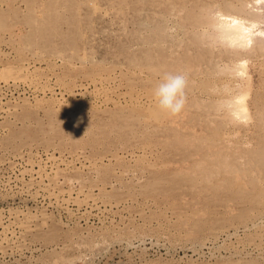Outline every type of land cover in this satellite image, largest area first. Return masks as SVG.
Wrapping results in <instances>:
<instances>
[{
  "label": "rangeland",
  "instance_id": "rangeland-1",
  "mask_svg": "<svg viewBox=\"0 0 264 264\" xmlns=\"http://www.w3.org/2000/svg\"><path fill=\"white\" fill-rule=\"evenodd\" d=\"M262 47L264 0H0V264H264Z\"/></svg>",
  "mask_w": 264,
  "mask_h": 264
},
{
  "label": "clouds",
  "instance_id": "clouds-1",
  "mask_svg": "<svg viewBox=\"0 0 264 264\" xmlns=\"http://www.w3.org/2000/svg\"><path fill=\"white\" fill-rule=\"evenodd\" d=\"M247 43L250 45L251 40L249 39ZM186 83V77L183 75L165 76L164 81L154 90V97L161 110L176 115L183 109L186 103L184 91Z\"/></svg>",
  "mask_w": 264,
  "mask_h": 264
},
{
  "label": "bare ground",
  "instance_id": "bare-ground-1",
  "mask_svg": "<svg viewBox=\"0 0 264 264\" xmlns=\"http://www.w3.org/2000/svg\"><path fill=\"white\" fill-rule=\"evenodd\" d=\"M227 3V2H226ZM224 4H225V2H224ZM245 4V3H244ZM232 8H234V7H232ZM226 9V8H225ZM210 13H211V11H210ZM216 13V12H215ZM223 15V14H222ZM212 16H214V15H212ZM215 17H217V15L215 16ZM220 17V16H219ZM225 17V16H224ZM221 18V17H220ZM223 18V17H222ZM235 19V18H234ZM227 20H229V19H227ZM236 20V19H235ZM233 21V20H232ZM238 21H240V20H238ZM219 22V21H218ZM234 22V21H233ZM222 23V22H221ZM224 23V22H223ZM228 23V22H227ZM237 23H241V22H237ZM237 23H234L235 25H234V28H235V26H236V24ZM218 24H220V23H218ZM217 24V25H218ZM242 24V23H241ZM241 24H239V26L241 25ZM222 26V25H221ZM220 25H219V27H221ZM232 26V25H231ZM243 27V26H242ZM247 27V26H246ZM230 28V27H229ZM236 29V28H235ZM237 29H238V27H237ZM242 29V28H241ZM243 30V29H242ZM247 30V29H246ZM250 30V29H249ZM236 31H238L237 33H239V31H240V29L239 30H236ZM242 32V31H241ZM249 32V31H248ZM246 33V32H245ZM233 35H234V33H232ZM242 34H244V33H242ZM240 35V34H239ZM239 35H238V37H236V38H239ZM247 35V34H246ZM221 36V35H220ZM240 36H242V35H240ZM244 36V35H243ZM243 36H242V38H243ZM233 38H234V36H232ZM244 37H246V36H244ZM251 37V36H250ZM250 37H249V39H250ZM226 38H228L227 36H226ZM232 38V39H233ZM230 39V38H229ZM248 39V40H249ZM241 37L239 38V42L241 43L243 40H241ZM252 40H253V38H252ZM246 41V40H245ZM239 42H238V44H239ZM237 43V42H236ZM246 43V42H245ZM225 44V43H224ZM228 44H229V42H228ZM233 44H235V43H233ZM243 44H241V46H242ZM230 46V45H229ZM246 46V45H245ZM233 47V46H232ZM239 47V46H238ZM247 47H248V45H247ZM262 48H264V47H262ZM8 71H7V68L6 67H2V66H0V85H5V86H15V85H19V84H21V81H22V78H24V77H22V76H19V75H15V74H6ZM19 74V73H18ZM24 75V74H23ZM29 76V75H28ZM29 78V77H28ZM27 78H24V80L22 81V83L26 80ZM30 79V78H29ZM28 80V79H27ZM31 80V79H30ZM29 82H31V81H29L28 80V83ZM25 83V82H24ZM23 83V84H24ZM22 85V84H21ZM33 85V84H32ZM25 86V85H24ZM28 86H29V84H28ZM1 87V86H0ZM19 87V86H18ZM32 87V86H31ZM85 88V87H84ZM6 110V109H5ZM4 111V110H3ZM79 151V150H78ZM80 154V153H79ZM61 155V154H60ZM77 155H78V153H77ZM50 156H52V155H50ZM69 156H70V154H69ZM72 156H73V154H72ZM76 156V155H75ZM78 156H81V155H78ZM71 157V156H70ZM48 158V157H47ZM51 157H49V159H50ZM55 158V157H54ZM63 158V157H62ZM75 158V157H74ZM26 159V158H25ZM53 159V158H52ZM76 159V158H75ZM53 160H55V159H53ZM57 160V159H56ZM62 160H60V162H61ZM64 161V160H63ZM63 161H62V163H63ZM53 162V161H52ZM20 163V162H19ZM18 163V164H19ZM59 163V162H58ZM57 163V164H58ZM53 164V163H52ZM51 164V165H52ZM89 165V164H88ZM54 167H56L55 166V164H54ZM91 167V166H90ZM50 168L51 167H49V169L48 170H50ZM51 171H52V169H51ZM51 171H50V173H51ZM55 171V170H54ZM53 171V172H54ZM37 173V172H36ZM41 173V172H40ZM47 174V173H46ZM45 175V174H44ZM42 176H43V174H42ZM47 176H50V175H47ZM52 176V175H51ZM37 178V177H36ZM51 179V178H50ZM50 179L48 180V181H50ZM33 182V181H32ZM54 183H55V181H53ZM36 183V182H35ZM54 183H53V185H54ZM35 185V184H34ZM52 185V186H53ZM25 187H26V185H24ZM31 186V185H30ZM59 186V185H58ZM22 187V186H21ZM29 187V186H28ZM36 187V186H35ZM54 188H55V186H53ZM23 188V187H22ZM27 188V187H26ZM59 188V187H58ZM25 189V188H24ZM29 189V188H28ZM41 189H43V188H41ZM45 189H47V188H44V190ZM38 190V189H37ZM53 190V189H52ZM56 190V189H55ZM61 191V189H58V190H56V191ZM67 190H70V189H67ZM73 190V189H72ZM38 192V191H37ZM51 192V191H50ZM71 192H73V191H66V193H68V195H67V201H73L74 199L76 200V198H78L80 195H86V193H71ZM54 193V192H53ZM58 193V192H57ZM66 193H64V194H66ZM38 194H40V193H38ZM48 194V193H47ZM59 194V193H58ZM27 195V194H26ZM41 195H42V193H41ZM55 195V194H54ZM42 196H44V195H42ZM57 196V195H56ZM49 198H50V195H49ZM49 198H47V199H49ZM54 198V197H53ZM87 198V197H86ZM86 198H85V200H86ZM29 199V198H28ZM62 197H61V199H60V201H62ZM50 200H51V198H50ZM53 200V199H52ZM58 200V199H57ZM93 200V202L94 201H96V200H94V199H92ZM64 201H66V200H64ZM92 201H90V203H89V205L90 204H92L91 203ZM50 203V202H49ZM78 203V202H77ZM76 203V204H77ZM84 203H86V202H84ZM99 204V203H98ZM57 205V204H56ZM87 205V204H86ZM85 205V206H86ZM98 208V207H97ZM23 214V213H22ZM9 216V215H8ZM6 217V218H9V217ZM14 216V215H13ZM16 216V215H15ZM17 217V216H16ZM11 219V218H10ZM13 219V218H12ZM14 220V219H13ZM1 222V221H0ZM3 223H4V221H2ZM12 222H14V221H12ZM16 222V221H15ZM11 222H9V225H11L10 224ZM7 224V223H6ZM15 224H17V223H15ZM14 224V225H15ZM22 224V223H21ZM3 225V224H2ZM13 225V224H12ZM18 225V224H17ZM20 225V224H19ZM18 225V226H19ZM0 226H1V224H0ZM22 226V225H21ZM6 227H7V225H6ZM6 227L4 228V229H6ZM9 227V226H8ZM13 227V226H12ZM17 227V226H16ZM14 228V227H13ZM12 228V229H13ZM24 228H25V226H24ZM23 228V229H24ZM28 228V227H27ZM10 229V228H9ZM16 229V228H15ZM14 229V230H15ZM29 229V228H28ZM1 230H3V229H1ZM25 230V229H24ZM22 231V230H21ZM9 232V231H8ZM10 233V232H9ZM12 233V232H11ZM18 234V233H17ZM3 235V234H2ZM6 235V234H5ZM19 235V234H18ZM7 236V235H6ZM5 236V237H6ZM13 236H14V234H13ZM2 238H3V236H2ZM8 238V237H7ZM13 238V237H12ZM20 238V237H19ZM17 239V238H16ZM10 240V239H9ZM8 240V241H9ZM11 241V240H10ZM12 242V241H11Z\"/></svg>",
  "mask_w": 264,
  "mask_h": 264
}]
</instances>
